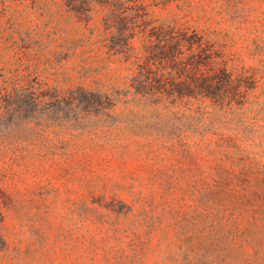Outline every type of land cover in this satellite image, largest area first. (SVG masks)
Here are the masks:
<instances>
[{
  "label": "rangeland",
  "instance_id": "rangeland-1",
  "mask_svg": "<svg viewBox=\"0 0 264 264\" xmlns=\"http://www.w3.org/2000/svg\"><path fill=\"white\" fill-rule=\"evenodd\" d=\"M157 1L144 0L160 17L183 4L225 44L230 64L255 78L245 108L215 123L225 140H164L160 130L178 123L131 100L109 116L59 107L37 117L0 153V264H264V0H171L164 10ZM15 17L22 30L44 25L33 13ZM61 42L32 44L37 63L21 41L1 40L0 68H39L31 84L69 77L66 86L123 88L126 71L115 64L99 61L79 80L75 56L47 61Z\"/></svg>",
  "mask_w": 264,
  "mask_h": 264
},
{
  "label": "trees",
  "instance_id": "trees-1",
  "mask_svg": "<svg viewBox=\"0 0 264 264\" xmlns=\"http://www.w3.org/2000/svg\"><path fill=\"white\" fill-rule=\"evenodd\" d=\"M7 2L23 7L13 9ZM170 2L152 4L164 10ZM150 5L144 0H0V41H21L18 48L27 60L32 56L38 63L43 57L39 48L31 47L38 40L59 39V49L48 50L46 59L56 62L75 56L77 68L72 70L79 80L90 76L99 61L100 68L115 64L126 71L123 88L103 91L66 86L69 77L50 85L37 80L31 84L30 75H36L37 67L26 68L25 75L18 69L0 68V153L18 144L17 133L37 117L38 121L48 119L53 111L62 109L109 116L118 102L128 100L151 106L161 118L178 123L160 130L164 140L187 134H214L225 140L215 123L230 110L245 108L255 78L230 64L225 44L213 31L189 19L187 12L182 13L183 4H176L177 10L163 17L156 16ZM26 12L44 20L40 30L20 28L15 14ZM93 21L96 23L91 24ZM59 73L68 76L65 71ZM43 105L49 107L44 113L39 111ZM227 140L235 143L231 136Z\"/></svg>",
  "mask_w": 264,
  "mask_h": 264
}]
</instances>
